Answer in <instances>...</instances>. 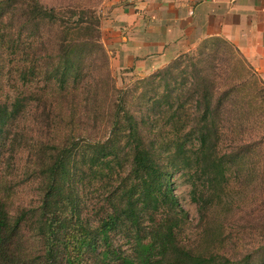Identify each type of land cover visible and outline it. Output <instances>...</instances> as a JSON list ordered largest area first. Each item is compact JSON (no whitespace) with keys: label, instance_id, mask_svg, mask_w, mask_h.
I'll use <instances>...</instances> for the list:
<instances>
[{"label":"rangeland","instance_id":"374dc122","mask_svg":"<svg viewBox=\"0 0 264 264\" xmlns=\"http://www.w3.org/2000/svg\"><path fill=\"white\" fill-rule=\"evenodd\" d=\"M43 1L49 5H54L56 0ZM60 1H63V6L59 8L62 11L58 13V17L62 15L60 16L61 19L63 17L66 19L67 15L71 14L66 12L70 5H74L76 9L80 8V10L83 5L96 7L100 23L91 36L95 35L99 38L98 41L104 49V56L107 60L105 73H110L116 88L128 89L131 94H138L148 88L159 87V78H156L155 82L152 83L153 87L147 83L148 77L167 67L177 58L167 64H162L160 67L156 66L149 72L121 65L116 60V45H118L119 38L107 31L104 23L105 16L111 12L119 0ZM17 5L16 2H6L5 7L0 8V17L3 15L2 18L5 22L10 20L11 12ZM65 5L67 6L65 7ZM19 13L20 11L14 12L15 17ZM24 15L25 17L28 16L26 12ZM75 17L76 15H74V19ZM7 27L8 29L5 28V46L2 45L0 39V102L3 105L6 104L9 111L18 109L20 112L16 118H10L2 125L0 133V201L6 203L9 210L17 215L22 212V208L29 212L28 221L22 223L21 230L16 235L17 242L13 246L14 253L11 255V259L20 264H45L47 262L46 251H44V244L39 237V222L42 219V214H40L42 186L44 187V185L43 181L36 177L48 172V164L58 152L55 146L59 144L57 141L64 140L67 133L76 136L80 121L83 118L80 120L72 118V109L68 107L66 101L71 98L74 91L71 90L69 94H66L68 97H64L65 93L60 89L59 83L54 81L51 78L52 73L46 70L52 66V63L46 62L47 60L38 63L44 71L37 76L34 82H26L22 78L21 69L29 70L32 64H35L41 57L58 53L59 47L53 46L52 41L57 42V44L62 41L64 43L68 41L78 43L81 40V35L72 28L59 25V22L54 23L53 26L42 24L36 27L29 21L25 30L23 29L19 34L18 22L15 21L14 26L11 24ZM14 39L15 42L19 40L16 47L12 45ZM207 40L205 39L195 48L181 54L186 59L185 64L203 59L204 54H201L200 51L205 45L210 48L213 43L221 42V40L212 39V41L209 40L210 42ZM109 43H112V46ZM18 46L23 48L27 54L18 49ZM221 46H226V44L221 43ZM209 48L203 50L211 54ZM228 48L236 56L230 64L237 66L238 76L234 78L232 75H228L231 73L230 66L213 69L212 75L219 76V81L226 87L233 86V84L239 86V95L232 97L237 99L238 106L235 104V107H239L241 115L247 118L235 121L232 128L233 134L228 135V138L223 137L216 141V149L212 147L211 153L216 161H219L225 152L234 151L230 159L231 163H228L226 179H220L217 183L218 174L211 173L205 167L195 164V156L192 152L186 156L178 152L175 153L176 140H179L180 137L186 136L189 139L188 144L191 143L190 127L192 120L191 117L190 119L188 117V115L191 116L190 103L186 104L185 113L181 114L182 121L172 123L165 116L154 123L157 124L152 131L153 136H155L154 140L157 145L160 142L163 143L160 150L161 159L165 165L171 167L170 171L173 172L171 186L181 206L186 211L185 220H182V225L176 229L174 234L170 254L161 264H170L174 254L186 255L183 252L184 249L178 250L174 248V245L192 246V248L200 245L204 249V255L208 258L214 257L218 261V259L220 260L218 257L222 253L233 255L232 252L238 251L239 246L242 245L241 238L250 247L257 243L255 242L257 232L264 234V230L254 229V221H251L252 217L257 214L255 208L259 207L264 215V117L259 116L261 108L264 107V76L257 71V74L251 76V79L250 76H244L246 71L244 70V60L237 56L230 45ZM220 56L225 57V55L219 54L218 58ZM212 60L216 64L215 58ZM181 67L185 68L184 65ZM248 79L250 82H246ZM243 82H246V85H242ZM163 92L162 88H158L154 91L153 96ZM99 97L103 98L101 95ZM224 100L223 97L219 100L221 105ZM132 102L133 107H138L137 99ZM142 104L145 106V100ZM88 107L91 113L93 112L92 116L99 117L102 115V104L100 106L90 104ZM45 108L46 111L53 109L55 113H63V119L58 117L53 120L39 118L37 110ZM78 110L79 108H75V115H77ZM92 116L89 117V120H92ZM41 119L44 120V123L49 124V127L46 129L41 127L39 122ZM76 141L80 142L79 145L85 142L83 137L79 139L78 136H76ZM192 141L196 142V139L192 138ZM113 145L117 154H111L103 159H111L115 156L117 158L114 163L112 162L113 164L105 166L104 172L100 168H91L87 164L86 175L83 174L82 177L74 175L76 162L75 158L72 157L74 161L69 166L71 176H67L63 183L65 190L57 202H59L58 213H63V217L68 221L69 238L72 239L73 243L68 251L59 246L55 256V264H69L67 262L68 253L72 255V258H75L79 251L80 260L84 264H110L111 262L120 264L119 259L133 251L137 239L136 234L146 240L155 237L156 229L148 225L147 220L149 218L146 217L143 225L137 227L131 225L122 230H108L106 242L98 234L97 250L89 249L86 246L82 249L79 248L82 235L96 232V227H99L109 217V214L119 215L122 211L110 199L113 198V193H119L122 190L123 181L128 175L127 169L131 155L122 134L117 137ZM86 148L89 149V147ZM94 149L95 146L92 144L91 151ZM109 150L110 148L106 152ZM185 161H189L186 166L184 165ZM100 165L103 166L104 163H100ZM111 168L115 169L108 173ZM192 177L211 196V206L213 207L208 210L204 219H201L202 214L199 212L198 205L191 197L192 186L190 181H192ZM260 179L263 180L261 183ZM56 208V205L51 207L52 210ZM142 210H145L144 207ZM145 213L144 211V216L147 215ZM174 216L176 218V214L171 212L168 207H161L155 218L158 221L161 219L172 220ZM156 238L159 239V237ZM104 250L112 251L109 258L103 256ZM260 252L261 250L256 252L257 254L254 255L251 264H264V251ZM192 259L188 264L199 263L196 257Z\"/></svg>","mask_w":264,"mask_h":264},{"label":"trees","instance_id":"16d2710c","mask_svg":"<svg viewBox=\"0 0 264 264\" xmlns=\"http://www.w3.org/2000/svg\"><path fill=\"white\" fill-rule=\"evenodd\" d=\"M9 1L18 4L13 8V11H20V13L15 17L12 11V16L7 22L2 18L3 15L0 17V39L4 46L5 28L8 29L7 26L11 24L14 26L15 21L18 22V34L23 29L25 30L26 24L30 21L36 27L42 24L53 26L54 23L59 22V25L72 28L81 35V40L78 43L74 41L64 43L62 41L57 44V42L52 41L53 46L59 47L58 53L41 57L35 64H32L29 70L21 69L24 74H21L22 78L26 82H34L37 76L44 71L38 63H42V60L52 63V66L46 70L51 72V78L59 83L60 89L65 93L64 97H68L66 94H69L71 90L74 91L71 98L66 101L68 107L72 109V118L86 119L80 121L76 135L79 139L83 137L85 142L79 145L80 142L76 141V136L67 133L64 140L57 141L59 144L55 145L58 152L48 164V172L36 177L42 180L44 185V187L42 186L43 195L40 212L42 219L39 222V237L44 244V251H46L47 262L45 264H55V256L59 246L68 251L73 243L72 239L69 238L68 221L63 217V213H58L59 202H57L65 190L63 183L67 176H71L69 166L74 161L72 157L75 158L76 162L74 175L81 177L83 174L86 175L87 164L91 168H100L104 172L105 166L113 164L117 156L106 160L103 158L117 154L113 144L121 134L128 146L131 158L127 169L128 175L123 181L122 190L119 193H113V198L110 200L115 202L122 211L119 215L109 214V217L99 227H96V232L82 235L79 248L82 249L86 246L89 249L97 250L98 234L106 242L108 230H122L131 225L137 227L143 225L144 219L148 217V225L156 229L155 237L150 236L151 238L146 240L136 234L137 239L133 251L122 256L119 262L120 264H161L170 254L174 234L176 229L182 225V220H185L186 211L181 206L171 186L173 174L170 171L171 167L165 165L161 159L160 150L163 143L160 142L157 145L154 140L155 136H153L152 131L157 126L154 123L165 116L172 123L182 121L181 114L185 113V106L190 103L191 116L188 115L189 119L191 117L192 120L190 135L196 139V142L192 141L191 138V143L188 144L189 139L186 136L180 137L179 140H176L175 153L178 152L186 156L192 152L195 156V164L205 167L211 173L218 174L217 183L220 179H226L228 163H231L230 159L234 151H231L232 154L225 152L219 161H216L211 153L212 147L216 149V141L223 137L228 138L233 134L232 128L235 121L247 117L241 115L239 107H235L237 99L232 97L239 95V86L234 84L233 86L229 85V87L224 86L218 79L220 77L212 75V72L213 69L230 66L231 73L228 75H232L234 78L238 76L237 66L230 64L236 56L229 50V45L237 53V56L244 60V70H246L244 76H250L251 79V76L257 74L256 70L238 48L223 38L212 37L208 38L207 41L213 39L221 40V42L213 43L210 48L205 45L204 48H209L211 54L206 53L203 48L200 53L204 54V58L197 61L189 60L191 61L190 64H185L184 55H179L167 67L148 77L147 83L152 86L156 78H159L158 88L164 90L162 94L157 93V96H153L154 91L158 88H148L138 94H131L128 89L116 88L110 73H105L107 60L104 56V49L98 41L99 38L95 35L91 36L100 23L95 6L86 7L83 5L80 10V8L76 9L74 5H70L66 12L71 14H68L66 19L64 17L61 19L60 16L62 15L58 17V13L62 11L59 8L63 6V1L56 0L54 5H49L43 0H0V8L3 9L6 2ZM25 12L27 17L24 15ZM74 15H76L75 19ZM18 41L15 42L14 39L12 45L16 47ZM221 43L226 44V46L222 47ZM17 48L26 52L19 46ZM46 49L50 50L49 48ZM52 49L54 51V48ZM219 54L225 55V57L220 56V59L218 58ZM212 58H215L217 65ZM182 65L185 68L181 67ZM250 79L246 82H250ZM245 83L243 82L242 85H246ZM100 95L103 98L99 97ZM222 97L225 100L221 105L219 100ZM134 99L138 100V107H133L132 101ZM144 100L145 106L142 104ZM90 104H95V106L102 104V115L99 117L92 116L93 112L91 113L88 107ZM75 108H79L77 115H75ZM261 109L259 116L264 117V107ZM19 112L18 109L9 111L8 106L0 102V133L2 125L8 119L16 118ZM37 112L38 117L42 119L53 120L56 117L63 119V113H55L53 109L50 111H46V108L38 109ZM90 116H92V120H89ZM42 119L39 121L40 126L46 129L49 124L44 123ZM92 144L95 146L93 151H91ZM108 148L110 150L106 152ZM185 158L187 159V157ZM100 163H104V165L102 166ZM187 164L189 161L184 162L185 166ZM114 169H109L108 173L113 172ZM192 178L190 181L192 186L191 197L198 205L199 212L202 214L201 219H204L208 210L213 207L211 206V196L206 189L201 188L194 177ZM262 181L260 179V183ZM53 205H56L57 208L52 210ZM150 205L152 207H149ZM143 207L145 210L141 211ZM161 207H168L171 212L176 214V218L174 216L172 220L161 219L158 221L155 216ZM254 210L257 211V214L251 219L254 221V229L264 230V215L259 207ZM144 211L147 214L145 216ZM22 212L18 215L12 213L6 203L0 201V264H20L12 260L11 255L14 253L13 246L17 242L16 235L21 230L22 223L28 221L29 212L23 208ZM71 234L73 236V233ZM243 240L241 238L242 245L239 246L238 251L232 252L233 255L222 253L218 257L220 260L217 258L218 261L214 257L208 258L204 255V249L200 245L193 248L192 246L174 245V248L178 250L184 249L183 252L186 255L174 254L170 264H188L194 257L199 260L197 264H215V262L218 264H251L254 255L257 254L256 252L261 250L260 253H262L264 251V234L257 232L255 242L258 245L248 247ZM111 253L112 251L104 250L103 256L109 258ZM79 254L80 251L75 258H72V255L68 253L67 262L69 264H84L80 260Z\"/></svg>","mask_w":264,"mask_h":264},{"label":"crops","instance_id":"0c3cea01","mask_svg":"<svg viewBox=\"0 0 264 264\" xmlns=\"http://www.w3.org/2000/svg\"><path fill=\"white\" fill-rule=\"evenodd\" d=\"M104 23L125 67L149 72L220 37L264 76V0H119Z\"/></svg>","mask_w":264,"mask_h":264}]
</instances>
